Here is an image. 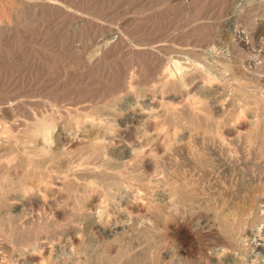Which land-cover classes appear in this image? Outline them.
<instances>
[{
	"label": "rangeland",
	"instance_id": "rangeland-1",
	"mask_svg": "<svg viewBox=\"0 0 264 264\" xmlns=\"http://www.w3.org/2000/svg\"><path fill=\"white\" fill-rule=\"evenodd\" d=\"M67 2L70 10L72 7H75L74 11L81 10L87 19L97 17L99 24L82 21L72 13L63 18L55 10L32 17L24 12L23 16L18 14L23 19L18 16L17 19L14 15L16 29L8 38V43L0 45V102L19 100L13 111L0 112V117L11 126L9 135H13L10 136L13 139L11 146L9 144L0 150V155L6 159L15 152L18 158L14 166H9L13 169L5 164L0 166L3 170H0V179L4 176L2 173H10L11 178L15 172L22 175L26 166V162L22 163L23 159L28 161L27 155L37 157V154H28L34 149L29 138V127L39 117L58 125L56 127L54 124L58 132L54 130L56 135L53 134L51 142L56 159L44 157V160L38 156L36 160L39 158L38 169L41 171L37 178L33 176V179H28L36 191L44 185L42 177L49 179L48 203L33 202L31 205L28 202L20 205L12 212L15 219L11 222L6 218L7 207L0 208V261L4 264H28V261H24V252L35 251L36 248L37 254L32 259H38L35 260L36 264H264V252L255 248V242L248 234L260 226L264 232V215L257 219L258 214L262 215L257 209H260V199L264 197V56L258 55L260 50L264 53V0ZM54 11L59 14H52ZM78 63L82 64L80 68ZM219 101L224 103V109L217 108L216 102ZM190 102L201 106L200 114L189 112ZM255 119L257 121L253 123ZM24 130H27L25 134ZM59 133L64 145L66 138L76 140L74 148L64 150V145H58L54 140H58L56 136ZM122 133H125L124 137ZM5 138L4 135L2 140ZM41 139V136L35 139L40 147ZM94 141L99 147L93 146L94 154H97L96 149L99 151L101 148L109 152H106L107 157L105 151L101 156L102 150L101 154H97L100 158L90 152ZM101 143L108 145L104 147ZM130 143L139 145L144 154L142 158H147L146 164H140L135 157H120L124 153L122 146ZM84 144L86 149L83 148ZM22 156L25 158L22 159ZM51 161H55L54 165L57 166H53ZM67 164L69 168L73 166L71 171ZM76 165L79 170L74 169ZM97 165L100 168H96ZM110 166L115 167V171ZM18 174H14V181H20L22 176L19 175V179L15 177ZM120 174L123 178H119ZM109 176H112L114 183L109 179L104 184V178L108 179ZM117 177L121 180L117 181ZM107 182L119 187L121 184L122 188L112 184L111 193ZM128 184L131 193H126L125 186ZM35 190L31 195H35ZM168 195L172 203L178 201L179 204H175H182L183 213L165 208ZM251 199L256 200L252 203ZM254 213L257 214L255 218ZM99 219L101 228L93 229L91 222ZM202 219L209 220L207 223L210 225L203 226L200 222ZM229 221L231 224L237 221L236 226L245 221L246 226L243 224L244 228L241 227L244 232L240 230L245 239L240 236L242 240L238 241L239 244L234 243L228 235L227 231L235 227ZM116 224H121L116 228L117 232L110 233L108 229ZM75 234L79 238L73 241ZM43 241L52 246L50 250L42 249L40 245ZM238 245L241 247L238 248ZM258 246L264 247L263 239L258 241Z\"/></svg>",
	"mask_w": 264,
	"mask_h": 264
},
{
	"label": "bare ground",
	"instance_id": "bare-ground-1",
	"mask_svg": "<svg viewBox=\"0 0 264 264\" xmlns=\"http://www.w3.org/2000/svg\"><path fill=\"white\" fill-rule=\"evenodd\" d=\"M69 1V0H68ZM71 1V0H70ZM227 1V0H226ZM79 2V1H78ZM0 45L1 44H3V43H8L7 42V40H8V38L11 36V34H13V31L16 29V27L14 26V24H13V17H14V15L16 16V18H17V16H18V14H24V12L25 13H27V14H29V15H31V17L32 16H35V15H37V16H39V14H42L43 15V12H47V13H49V10L50 11H52V10H55V11H58V12H60L62 15H63V18H64V16L65 17H67V16H69V14L71 15V13H72V15H75L76 17H78L80 20H82V21H84V20H89L90 22H92L93 24H96V25H98L99 23V21L97 20L98 18L97 17H94V18H90V19H87V16L85 15V13L84 12H82L81 10H75L74 11V9L73 8H75V7H72L71 8V10H70V8H69V5H68V2H67V0H0ZM76 6V5H75ZM73 9V10H72ZM81 9V8H80ZM93 9V8H92ZM54 11V12H55ZM93 11V10H92ZM45 12V13H46ZM52 13V12H50V13H52V14H56V13H58V12H55V13ZM23 14H22V16H23ZM27 14H26V16H27ZM59 14V13H58ZM56 16V15H55ZM59 16H61V15H59ZM92 16V15H91ZM19 18H21V16H18ZM25 17V16H24ZM62 17V16H61ZM73 17V16H72ZM15 18V19H16ZM60 18V17H59ZM77 18V19H78ZM89 18V17H88ZM97 18V19H96ZM18 19V18H17ZM21 19H23V18H21ZM73 19H74V17H73ZM100 19V18H99ZM20 20V19H19ZM18 20V21H19ZM25 20V19H24ZM27 20H28V18H27ZM26 20V21H27ZM46 20V19H45ZM51 20V19H50ZM65 20V19H64ZM64 20H63V22H64ZM59 21V20H58ZM88 21V22H89ZM123 21V20H122ZM14 22H17L16 20L14 21ZM31 22V21H30ZM57 22V21H56ZM60 22H61V20H60ZM62 22V23H63ZM100 22H102V21H100ZM48 23V22H47ZM65 23V22H64ZM80 23L82 24L83 22H81L80 21ZM92 23H91V25H92ZM16 24V23H15ZM26 24V23H25ZM32 24V23H31ZM58 24H59V22H58ZM68 24V23H67ZM77 24V23H76ZM60 25V24H59ZM85 25V24H84ZM24 26V25H23ZM61 26V25H60ZM62 26H63V24H62ZM61 26V27H62ZM80 26V25H79ZM78 26V27H79ZM44 27V26H43ZM80 27H82V26H80ZM18 28V27H17ZM29 28V27H28ZM42 28V27H41ZM52 29H54V28H52ZM58 29V28H57ZM56 29V30H57ZM82 29V28H81ZM51 30V29H50ZM74 30V29H73ZM111 31L113 30V28L111 27V29H110ZM18 31V30H17ZM32 31V30H31ZM37 32V31H36ZM39 32V31H38ZM62 32V31H61ZM74 32V31H73ZM76 32V31H75ZM15 33V32H14ZM24 33V32H23ZM49 33V32H48ZM198 33V32H197ZM58 34V33H57ZM261 34V33H260ZM18 35V34H17ZM31 35V34H30ZM16 36V35H15ZM51 36V35H50ZM70 36V35H69ZM116 36V35H115ZM13 37V36H12ZM79 37V36H78ZM81 37V36H80ZM117 38H118V36H116ZM116 37H114V38H116ZM16 38H19V37H16ZM37 38V37H36ZM82 38H84V37H82ZM184 38V37H183ZM11 39V38H10ZM118 39H120V38H118ZM190 39V38H189ZM12 40V39H11ZM32 40V39H31ZM36 40V39H35ZM40 40V39H39ZM39 40H38V42H39ZM43 40V39H42ZM64 40V39H63ZM149 40V39H148ZM240 40V39H239ZM10 41V40H9ZM41 41V40H40ZM44 41V40H43ZM82 41H84V40H82ZM96 41V40H95ZM168 41V40H167ZM248 41V40H247ZM42 42V41H41ZM40 42V43H41ZM47 42H48V40H47ZM99 42V41H98ZM113 42V41H112ZM155 42V41H154ZM43 43V42H42ZM65 43V42H64ZM184 43V42H183ZM188 43V42H187ZM11 44V43H10ZM82 44V43H81ZM88 45V44H87ZM18 46V45H17ZM46 46V45H45ZM48 46V45H47ZM46 46V47H47ZM90 46V45H89ZM115 46V45H114ZM182 46V45H181ZM246 46V45H245ZM137 47V46H136ZM14 48V47H13ZM50 48V47H49ZM72 48V47H71ZM146 48V47H145ZM140 49V48H139ZM15 50V49H14ZM69 50V49H68ZM136 50V49H135ZM180 50V49H179ZM4 51V50H3ZM18 51V50H17ZM177 51V50H176ZM264 51V50H263ZM12 52H13V50H12ZM55 52V51H54ZM182 52H184V51H182ZM11 53V52H10ZM132 53V52H131ZM23 54V53H22ZM255 54V53H254ZM253 54V55H254ZM257 54V53H256ZM5 55V54H4ZM10 55V54H9ZM20 55V54H19ZM24 55V54H23ZM258 55H259V57H262V56H264V53H262V51L260 50L259 51V53H258ZM1 56H3V55H1ZM74 56V55H73ZM255 56V55H254ZM6 57H8V56H6ZM5 58V57H4ZM20 58H21V56H20ZM76 58V57H75ZM189 58V57H188ZM208 58V57H207ZM248 58H249V56H248ZM18 59H19V57H18ZM80 59V58H79ZM258 59V58H257ZM262 59V58H261ZM82 60V59H81ZM68 61V60H67ZM77 61V60H76ZM80 62V61H79ZM86 62V61H85ZM257 62V61H256ZM255 62V63H256ZM259 62H261V61H259ZM258 62V63H259ZM263 62V61H262ZM35 63V62H34ZM76 63V62H75ZM83 63V62H82ZM237 63H238V61H237ZM245 63V62H244ZM254 64V63H253ZM257 64V63H256ZM35 65H37V64H35ZM80 65H82V64H80ZM80 65H79V63H78V66H79V68H80ZM259 65H262V64H259ZM258 66V64L256 65V67ZM263 66V65H262ZM241 67V66H240ZM260 67V66H259ZM258 67V68H259ZM35 69V68H34ZM199 69V68H198ZM1 70V69H0ZM191 71V70H190ZM204 71V70H203ZM24 72V71H23ZM56 72V71H55ZM217 72V71H216ZM49 73V72H48ZM81 73V72H80ZM184 74V73H183ZM187 74V73H186ZM161 75V74H160ZM163 75V74H162ZM36 76V75H35ZM59 76V75H58ZM63 76V75H62ZM183 76V75H182ZM188 76V75H187ZM33 77V76H32ZM155 77V76H154ZM185 77V76H184ZM19 78V77H18ZM17 78V79H18ZM164 78V77H163ZM167 78V77H166ZM9 79H12V78H9ZM14 79V78H13ZM181 79H183V77L181 78ZM6 80H8V79H6ZM84 80V79H83ZM209 80V79H208ZM51 81V80H50ZM194 81V80H193ZM203 81V80H202ZM259 81V80H258ZM35 82V81H34ZM40 82V81H39ZM168 82H170V81H168ZM178 82V81H177ZM179 82H180V80H179ZM178 82V83H179ZM208 82V81H207ZM206 82V83H207ZM239 82V81H238ZM260 82V81H259ZM20 83V82H19ZM188 83V82H187ZM241 83V82H240ZM258 83V82H257ZM262 83V82H261ZM264 83V82H263ZM130 84V83H129ZM162 84V83H161ZM181 84V83H180ZM259 84V83H258ZM238 85V84H237ZM247 85V84H246ZM257 85V84H256ZM203 86V85H202ZM240 86V85H239ZM207 87V86H206ZM126 88V87H125ZM156 88V87H155ZM263 88H264V86H263ZM206 90V89H205ZM226 90V89H225ZM112 91H113V89H112ZM118 92V91H117ZM161 92V91H160ZM215 93V92H214ZM223 94V93H222ZM231 94V93H230ZM217 95V94H216ZM263 95V94H262ZM153 96V95H152ZM218 96V95H217ZM114 97V96H113ZM249 97V96H248ZM251 97V96H250ZM221 98V97H220ZM225 98V97H224ZM215 99V98H214ZM223 99V98H222ZM166 100V99H165ZM221 100V99H220ZM227 100V99H226ZM19 101V100H18ZM18 101H16V100H14V99H8L7 101H2L1 100V102H0V112L1 111H13L14 110V108L18 105ZM191 101V100H190ZM222 101V100H221ZM221 101H219V102H216V106H217V108L218 109H224V103H222ZM202 102V101H201ZM204 102V101H203ZM212 102V101H211ZM206 103H208V102H206ZM210 103V102H209ZM227 103V102H226ZM73 104V103H72ZM201 104V103H200ZM210 106V105H209ZM215 106V105H214ZM28 107V106H27ZM188 107V106H187ZM189 107L190 108H188V110H189V112H190V110H191V112L192 113H196L197 115L198 114H200L201 113V106H198V104L196 103V102H190L189 103ZM208 107V106H207ZM210 107H213V105L212 106H210ZM31 108V107H30ZM80 108V107H79ZM229 108V107H228ZM251 108V107H250ZM35 109V108H34ZM61 109V108H60ZM214 109V108H213ZM69 110V109H68ZM257 110V109H256ZM61 111V110H60ZM71 111V110H70ZM74 111V110H73ZM85 111V110H84ZM183 111V110H182ZM36 112V111H35ZM66 112V111H65ZM72 112V111H71ZM174 112V111H173ZM217 112H218V110H217ZM223 112V111H222ZM44 113V112H43ZM73 113V112H72ZM76 113V112H75ZM78 113V112H77ZM182 113V112H181ZM231 113V112H230ZM255 113V112H254ZM6 114V113H5ZM38 114V113H37ZM47 114V113H46ZM65 114V113H64ZM48 115L49 114H47V117H48ZM187 115V114H186ZM18 116V115H17ZM56 116V115H55ZM54 116V117H55ZM67 116V115H66ZM65 116V117H66ZM38 117L39 116H37V119H38ZM42 117H43V115H42ZM62 117V116H61ZM189 117V116H188ZM220 117V116H219ZM16 118V117H15ZM51 118V117H50ZM55 118H58V117H55ZM88 118V117H87ZM221 118V117H220ZM251 118V117H250ZM62 119V118H61ZM73 119V118H72ZM77 119V118H76ZM199 119V118H198ZM202 119V118H201ZM211 119V118H210ZM209 119V120H210ZM257 119V118H256ZM255 119V121H252L253 123L254 122H256L257 120ZM10 120V119H9ZM27 120V119H26ZM25 120V121H26ZM59 120V119H58ZM104 120V119H103ZM175 120V119H174ZM203 120V119H202ZM259 120V119H258ZM15 121V120H14ZM35 120H33V122H34ZM61 121H63V120H61ZM71 121V120H70ZM69 121V122H70ZM157 121V120H156ZM27 122V121H26ZM88 122V121H87ZM203 122V121H202ZM80 122H77V124H79ZM81 123L84 125L85 123H83V121L81 120ZM180 123V122H179ZM13 124H16V123H13ZM32 124V123H31ZM55 123H53L52 121H49V120H47L46 118L45 119H41L40 120V117H39V119L37 120V121H35L34 122V124L32 125V127H29L30 129H29V133H30V137L29 138H31L30 139V142L31 143H33V147H34V149H33V151L31 152H29L27 149V151L29 152L28 154H37L36 156L38 157L39 156V158H44V157H47L48 159H51L52 160V157L53 158H55V156H53L54 154H55V152L51 149V145L53 144H51V142L53 141V139H54V135L53 134H55L56 132L55 131H57V130H55V128L58 126V125H56V127H55V125H54ZM74 124V123H73ZM82 124H80V125H82ZM95 124V123H94ZM124 124V123H123ZM206 124V123H205ZM256 125L255 126H257V123H255ZM22 125V124H21ZM79 125V126H80ZM82 125V126H83ZM98 125V124H97ZM96 125V126H97ZM100 126H101V124H99ZM155 125V124H154ZM157 125V124H156ZM202 125H203V123H202ZM62 126V125H61ZM75 126V124L73 125V127ZM93 126V125H92ZM199 126V125H198ZM210 126V125H209ZM248 126V125H247ZM15 127V126H14ZM67 127V126H66ZM69 127H71L70 126V124H69ZM105 127V126H104ZM145 127V126H144ZM156 127V126H155ZM219 127V126H218ZM243 127V126H242ZM10 128H11V126H9V125H7V121H5L4 120V118H1L0 117V150H2L3 148H5V146L6 147H8L7 145H9L10 143H11V141L13 140L12 139V137H10L11 135H9V132L11 133V130H10ZM25 128H26V126H25ZM59 128V127H58ZM61 128H63V127H61ZM109 128H110V126H109ZM108 128V129H109ZM115 128V127H114ZM132 128V127H131ZM130 128V129H131ZM254 128H256V127H254ZM57 129V128H56ZM77 129H78V126H77ZM80 129H81V127H80ZM91 129V128H90ZM107 129V128H106ZM119 129V128H118ZM155 129V128H154ZM214 129V128H213ZM242 129V128H241ZM245 129V128H244ZM244 129L242 130V131H244ZM23 130V129H22ZM22 130H20L21 131V133H22ZM27 130H28V127H27ZM27 130L25 131L24 130V134L27 132ZM55 130V131H54ZM115 130H116V128H115ZM127 130H128V128H127ZM126 130V131H127ZM145 130H147V129H145ZM156 130V129H155ZM258 130V129H257ZM31 131V132H30ZM121 131V130H120ZM19 132V131H18ZM58 132V131H57ZM116 132H117V130H116ZM220 132V131H219ZM237 132V131H236ZM255 132V131H254ZM86 133H88V131L86 132ZM91 133V132H90ZM125 133H127V132H125ZM124 133V134H125ZM220 133H222V132H220ZM6 134H7V136H6ZM20 134V133H19ZM121 134V133H120ZM124 134L122 133V136L124 137ZM140 134V133H139ZM164 134V133H163ZM229 134V133H228ZM4 135H5V137L7 138H5V139H3L2 140V137L4 138ZM56 135V134H55ZM89 135V134H88ZM116 135H118V133L116 134ZM128 135H129V133H128ZM127 135V136H128ZM151 135V134H150ZM172 135V134H171ZM249 135V134H248ZM13 136V135H12ZM20 136H21V134H20ZM39 136H41L42 137V146L40 147V144H39V142L38 141H36V140H38V138H39ZM62 135H60V133L56 136L57 137V139L58 140H54V141H57V144L58 145H60V144H62V145H64L63 143H64V141H63V143L61 142V140H63V139H61L60 140V138H62L61 137ZM64 136V135H63ZM70 136V135H69ZM100 136H102V135H100ZM108 136H110V135H108ZM111 136H112V134H111ZM121 136V135H120ZM119 136V137H120ZM126 136V135H125ZM139 136V135H138ZM246 136V135H245ZM56 137H55V139H56ZM116 137H118V136H116ZM202 137H204V136H202ZM251 137V136H250ZM63 138H65V137H63ZM98 138V137H97ZM113 138V137H112ZM133 138V137H132ZM136 138V136L134 137V139ZM139 139H141V137H138ZM137 138V139H138ZM21 139H23V138H21ZM20 139V140H21ZM27 139V138H26ZM36 139V140H35ZM67 139V138H66ZM64 139L65 140V147H63V149L64 150H70V148L72 149V148H74L73 147V145L75 144L74 143V141H76V140H72V138L71 139ZM78 139V138H77ZM84 139V138H83ZM101 139V138H100ZM106 139V138H105ZM118 139V138H117ZM247 139H249L248 138V136H247ZM251 139V138H250ZM264 139V138H263ZM28 140V139H27ZM35 140V141H34ZM80 140H81V138H80ZM104 140V139H103ZM120 140V139H119ZM203 140V139H202ZM209 140V139H208ZM207 140V141H208ZM29 141V140H28ZM66 141H67V143H66ZM102 141V140H101ZM223 141V140H222ZM251 140H249V142H250ZM61 142V143H60ZM81 142H82V140H81ZM103 142V141H102ZM107 142V141H106ZM131 142V141H130ZM137 142V141H136ZM143 142V141H142ZM26 143H27V141H26ZM78 143V142H77ZM80 143V142H79ZM82 143H84V142H82ZM104 143V142H103ZM108 143V142H107ZM106 143V145H108ZM141 142H139V144H140ZM210 143V142H209ZM214 143H215V141H214ZM247 143V142H246ZM30 144V143H29ZM38 144H39V147H38ZM56 144V145H57ZM91 144V143H90ZM105 144V143H104ZM104 144H102L101 143V145H104ZM131 144V143H130ZM130 144H128V145H123L122 146V148H121V150L124 152L123 153V155L122 156H120L121 158L123 157H135V158H137V159H139L137 162H139L140 164H146V160H147V158L145 159V158H142V156H144V154H142V150L140 149V147H139V145L137 144V146L139 147H137V146H135V145H130ZM143 144V143H142ZM156 144V143H155ZM170 144V143H169ZM253 144V143H252ZM255 144V143H254ZM27 145V144H26ZM78 144H76V146H77ZM87 145H89L88 143H87ZM96 146V144H95V141H94V143H92V147H91V149H90V152H93V155H96V156H98L99 157V155H97L98 153H100V151L102 150L103 151V149H101L100 148V150L98 151L96 148L98 147V146H96V148H94V150L97 152V154H94V151H92L93 150V146ZM97 145H99V144H97ZM101 145H100V147H101ZM106 145H104V147H107ZM141 145V144H140ZM160 145V144H159ZM221 145H223V144H221ZM251 145V144H250ZM10 146H11V144H10ZM14 146H15V144L13 145V147L12 148H14ZM21 146H22V144H21ZM75 146V145H74ZM78 146H80V145H78ZM111 146V145H110ZM109 146V147H110ZM142 146H145V145H142ZM152 146V145H151ZM210 146V145H209ZM208 146V147H209ZM218 146V145H217ZM252 146H254V145H252ZM258 147H259V145H257ZM18 147V146H17ZM53 147V146H52ZM81 147V146H80ZM261 148L263 147L262 145L260 146ZM19 148V147H18ZM23 148V147H22ZM31 148V147H30ZM55 148V147H54ZM61 148V147H60ZM83 148H85V144H84V147ZM87 148V147H86ZM85 148V149H86ZM89 148V147H88ZM99 148V147H98ZM103 148V147H102ZM142 148V147H141ZM212 148V147H211ZM219 148V147H218ZM221 148H223V147H221ZM221 148H220V150H221ZM241 148H242V146H241ZM260 148V149H261ZM29 149V148H28ZM32 149V148H31ZM30 149V150H31ZM56 149V148H55ZM79 149V148H78ZM107 149V148H106ZM140 149V150H139ZM144 149V148H143ZM208 149V148H207ZM264 149V148H263ZM6 150V149H5ZM9 150V149H8ZM16 150H17V148H16ZM23 150H25L24 148H23ZM58 150V149H57ZM61 150V149H60ZM108 150H110V149H108ZM149 150V149H148ZM213 150V149H212ZM219 150V151H220ZM223 150V149H222ZM7 151V150H6ZM26 151V152H27ZM75 151V150H74ZM105 151V150H104ZM104 151H103V153L101 154V156L103 155L104 156ZM113 151V150H112ZM118 151V150H117ZM211 151V150H210ZM213 151H215V150H213ZM217 151V150H216ZM261 151V150H260ZM11 152V151H10ZM21 152H22V150H21ZM23 152H25V151H23ZM22 152V153H23ZM73 152V151H72ZM106 152H108V151H105V156H106ZM207 152V151H206ZM15 153V152H14ZM14 153H12V154H10V156H8V157H6V159L4 160L3 159V157H2V161H4V163L0 160V166L2 167V164H5L8 168H10L12 165H13V163H14V161L16 160L17 161V155H14ZM54 153V154H53ZM79 153V152H78ZM159 153V152H158ZM211 153H212V151H211ZM218 153V152H217ZM9 154V153H8ZM18 154V153H17ZM20 154V153H19ZM24 154V153H23ZM41 154H43L41 157H40V155ZM59 154V153H58ZM108 154H109V152H108ZM198 154V153H197ZM24 155H26V154H24ZM23 155V156H24ZM72 155H73V153H72ZM92 155V154H91ZM20 157H21V154L19 155ZM18 156V157H19ZM22 156V159L23 158H25V157H23ZM102 156V157H103ZM149 156V155H148ZM0 157V158H1ZM27 157V160L28 161H26V158L25 159H23L24 160V162H22V163H25L26 162V166H25V171L23 172V173H21L22 175H20V174H18V176H15V177H19V175H20V181L18 180V181H14V174L15 175H17L16 174V172L14 173V174H12L13 175V177L11 178V177H9V174L7 175H5V173H2V175L4 174V176H2V178L0 179V208L1 207H7V210H8V212H7V216H6V218L11 222V221H13L14 219H15V216L14 215H12V212L14 211V210H16L17 208H19V206L21 205H25V204H27L28 202H29V204H31V203H33V202H42V203H48V196H50V194L48 195V182H49V179H47V177H42V182L44 183V185H43V189L41 188V189H37L38 191H36L35 189H34V187L32 186V184L29 182V180L28 179H30L31 177H32V179H33V176H36V178H37V175H38V173H39V171H41L40 169H38V167H39V163H40V161H38L39 160V158H38V160H36V158H35V156H31V155H27L26 156ZM50 157V158H49ZM95 157V156H94ZM101 157V158H102ZM107 157V156H106ZM127 157V158H128ZM158 157V156H157ZM17 158V159H16ZM33 158V159H32ZM65 158V157H64ZM93 158V157H92ZM100 158V157H99ZM221 158H222V154H221ZM56 159V158H55ZM83 159V158H82ZM105 159H107V158H105ZM125 159V158H124ZM224 159V158H223ZM21 160V159H20ZM44 160H45V158H44ZM54 160V159H53ZM93 160H94V158H93ZM100 160V163L102 162L101 161V159H99ZM134 160V159H133ZM176 160V159H175ZM253 160V159H252ZM56 162H58L57 160H55ZM55 161H51V163L53 164V166H55L54 165V163H55ZM68 161V160H67ZM85 161V160H84ZM104 161V160H103ZM123 161V160H122ZM21 162V161H20ZM87 162V161H86ZM94 162V161H93ZM117 162V161H116ZM124 162V161H123ZM129 162H132V161H130L129 160ZM135 163H136V161H134ZM149 162V161H148ZM257 162V161H256ZM17 163V162H16ZM22 163H20V166L22 165ZM63 163V162H62ZM66 163H69V162H66ZM103 163H105V162H103ZM107 163V162H106ZM206 163V162H205ZM230 163H232V162H230ZM251 163H252V161H251ZM43 164V163H42ZM69 164H71V163H69ZM84 164V163H83ZM93 164V163H92ZM97 164V163H96ZM125 164V163H124ZM130 164V163H129ZM137 164V163H136ZM149 164V163H148ZM23 165H25V164H23ZM46 166H48V164H45ZM68 165V164H67ZM94 165V164H93ZM113 165V164H112ZM126 165H128L127 164V160H126ZM141 165V166H142ZM193 165V164H192ZM10 166V167H9ZM14 166V165H13ZM51 166V165H50ZM49 166V167H50ZM57 166V165H56ZM63 166V165H62ZM77 166V165H76ZM90 166V165H89ZM98 166V165H97ZM96 166V168H100L99 166L97 167ZM137 166V165H136ZM136 166H134V167H136ZM145 166V165H144ZM143 166V167H144ZM226 166V165H225ZM5 167V166H4ZM21 167H23V166H21ZM49 167H48V169H49ZM61 167V166H60ZM73 167V166H72ZM71 167V168H72ZM92 167V166H91ZM106 167V166H105ZM112 166H110V168H111ZM131 167V166H130ZM152 167V166H151ZM150 167V168H151ZM228 167V166H227ZM6 168V167H5ZM14 168V167H13ZM13 168H10V169H13ZM17 168V167H16ZM55 168V167H54ZM58 168V167H57ZM56 168V169H57ZM71 168H69V165H68V170H70ZM86 168V167H85ZM85 168L83 169L84 171H85ZM96 168H94V169H96ZM108 168V167H107ZM106 168V169H107ZM113 168V167H112ZM138 168H140V167H138ZM196 168V167H195ZM3 169V168H2ZM18 169V168H17ZM47 169V170H48ZM53 168H51L50 170H52ZM55 169V170H56ZM61 169V168H60ZM60 169H58V171L60 170ZM74 169H78V166H77V168L75 167ZM73 169V171L75 172V170ZM93 169V170H94ZM105 169V170H106ZM117 169V168H116ZM144 169H146V167L144 168ZM0 170H1V168H0ZM21 170H22V168H21ZM72 170V169H71ZM70 170V171H71ZM79 170V169H78ZM78 170H76V171H78ZM87 170V169H86ZM92 170V171H93ZM108 170V169H107ZM113 170L115 171V167L113 168ZM113 170L111 171V170H109V172L111 171V172H113ZM118 170V171H117ZM116 171H117V173L119 172L120 173V170L119 169H117ZM133 170V169H132ZM1 171H3V170H1ZM13 171V170H12ZM83 171V172H84ZM95 171V170H94ZM97 171V170H96ZM99 171V170H98ZM100 171H102V168L100 169ZM124 171V170H123ZM122 171V172H123ZM126 171V170H125ZM128 171V170H127ZM139 171V170H138ZM147 171V170H146ZM5 172V171H4ZM60 172V171H59ZM65 172V171H64ZM82 172V173H83ZM105 172V174H106V171H104ZM142 172H143V170H142ZM148 172V171H147ZM7 173V172H6ZM42 173L44 174V172L42 171ZM69 173L70 172H68L67 173V175L68 176H70L69 175ZM81 173V174H82ZM86 173H88V172H86ZM85 173V174H86ZM97 174H98V172H96ZM115 173V172H114ZM126 173V172H125ZM154 173V172H153ZM185 173V172H184ZM214 173V172H213ZM42 174V175H43ZM64 174V173H63ZM66 174V173H65ZM71 174V173H70ZM75 174V173H74ZM91 174V173H90ZM122 174V173H121ZM121 174L119 175L120 177L119 178H123V177H121ZM124 174V173H123ZM128 174V173H127ZM131 174V173H130ZM138 174V173H137ZM141 174V173H140ZM49 175H50V173H49ZM100 175V174H99ZM99 175H97V176H99ZM110 175V174H109ZM116 175V174H115ZM114 175V176H115ZM125 175V174H124ZM48 176V175H47ZM51 176H52V174H51ZM118 176V175H117ZM125 176H127V175H125ZM185 176V175H184ZM112 177V176H111ZM110 176H109V178L108 179H105L104 178V181H103V183L105 184V180L106 181H108L109 179H112ZM134 177V176H133ZM139 177V176H138ZM149 177V176H148ZM16 178V179H17ZM65 178V177H64ZM118 177L116 178V179H118L117 181H119V180H121V179H119ZM185 178V177H184ZM260 178V177H259ZM19 179V178H18ZM68 179H69V177H68ZM67 178H66V180H68ZM86 179V178H85ZM137 179V178H136ZM212 179V178H211ZM62 180H63V177H62ZM65 180V179H64ZM63 180V181H64ZM74 180V179H73ZM113 180V179H112ZM112 180H110V181H112ZM148 180V179H147ZM146 180V181H147ZM38 181L40 182V180L38 179ZM59 181V180H58ZM109 181V182H110ZM116 181V180H115ZM127 181V180H126ZM35 182V181H34ZM33 182V183H34ZM51 182H52V180H51ZM113 183H114V180L112 181ZM111 182V185L113 184ZM124 182H125V180H124ZM132 182H134V181H132ZM168 182H170V181H168ZM176 182V181H175ZM36 183V182H35ZM62 183H64V182H62ZM116 183V182H115ZM121 183V182H120ZM119 182H118V184H120ZM128 183V182H127ZM227 183V182H226ZM39 184V183H38ZM53 184V183H52ZM74 184H75V181H74ZM77 184H78V182H77ZM84 184H85V182H84ZM103 184V187L104 186H106V185H104ZM107 184L108 185H110L108 182H107ZM122 184H123V182H122ZM110 185V187L109 188H111L112 186ZM117 186V187H119V185H117V184H113V186ZM136 185V184H135ZM148 185V184H147ZM171 185V184H170ZM180 185V184H179ZM225 185V184H224ZM49 186H51V185H49ZM77 186V185H76ZM79 186H80V183H79ZM101 186H102V184H101ZM122 185L120 184V187H121ZM129 184L128 185H126L125 187H126V193L127 192H130V189H129ZM157 186V185H156ZM53 187H55V186H53ZM56 187H58V185H56ZM119 187V188H120ZM124 187V186H123ZM183 187H184V185H183ZM192 187V186H191ZM85 188V187H84ZM87 188V187H86ZM108 188V189H109ZM118 188V189H119ZM122 188V187H121ZM120 188V189H121ZM145 188H146V186H145ZM144 188V189H145ZM103 189V188H102ZM106 189V187H104V190ZM114 189H117V188H114ZM117 189V190H118ZM119 189V190H120ZM148 189V188H147ZM171 189V188H170ZM175 189V188H174ZM203 189H204V187H203ZM33 190H35V195L33 196V195H31V193H32V191ZM54 190V189H53ZM65 190V189H64ZM110 190V192L112 193V188L111 189H109ZM116 190V191H117ZM118 190V191H119ZM178 190V189H177ZM106 191H107V189H106ZM106 191H105V193H106ZM114 191V190H113ZM186 191H189V190H186ZM206 191V190H205ZM258 191V190H257ZM69 192V191H68ZM81 192V191H80ZM109 192V194H111ZM139 192V191H138ZM175 192V191H174ZM193 192H195V191H193ZM197 192V191H196ZM261 192V191H260ZM49 193H51L50 192V189H49ZM52 193H53V191H52ZM70 193V192H69ZM125 193V192H124ZM131 193V192H130ZM157 193V192H156ZM163 193V192H162ZM176 193V192H175ZM187 193H189V192H187ZM192 193V192H191ZM203 193V192H202ZM212 193V192H211ZM54 194V193H53ZM86 194V193H85ZM101 194V193H100ZM107 194H108V191H107ZM254 194V193H253ZM48 195V196H47ZM79 195V194H78ZM132 195V194H131ZM144 195V194H143ZM174 195V194H173ZM176 195V194H175ZM218 195V194H217ZM53 196V195H52ZM121 196V195H120ZM167 196V195H166ZM169 196V195H168ZM179 196V195H178ZM182 196V195H181ZM185 196V195H184ZM71 197V196H70ZM82 197V196H81ZM101 197V196H100ZM106 197V196H105ZM116 197V196H115ZM122 197V196H121ZM124 197V196H123ZM125 197H126V195H125ZM173 197V196H172ZM143 198V197H142ZM166 198V197H165ZM169 198H170V196L169 197H167L166 199H168V201L166 202V209H170V210H172L173 212H175V213H183L182 211H181V205H178L179 203H178V201L176 202L175 200V203H178V204H175V203H172V201H170L171 200V198H170V200H169ZM180 198V197H179ZM190 198H193V196H190ZM200 198V197H199ZM253 198V197H252ZM255 198V197H254ZM257 198V197H256ZM116 199V198H115ZM151 199V198H150ZM160 199V198H159ZM174 199V198H173ZM177 199V198H176ZM189 199V198H188ZM187 199V200H188ZM124 200H126V199H124ZM144 200V199H143ZM142 200V201H143ZM252 200V199H251ZM255 200L256 199H253L252 200V203H254L255 202ZM99 201V200H98ZM110 201V200H109ZM128 201V200H127ZM134 201V200H133ZM132 201V202H133ZM193 201V199H191V202ZM213 201V200H212ZM218 201V200H217ZM74 202V201H73ZM184 202V201H183ZM144 203V202H143ZM142 203V204H143ZM189 205H190V202H187ZM193 203V202H192ZM196 203V202H195ZM134 204V203H133ZM136 204V203H135ZM194 204V203H193ZM32 205V204H31ZM30 205V206H31ZM50 205V204H49ZM58 205V204H57ZM89 205V204H88ZM139 205V204H138ZM144 205V204H143ZM148 205V204H147ZM165 205V204H164ZM192 205V204H191ZM259 207H260V209H257L258 211H260V212H258V213H261L262 215H259L258 214V216H257V219H258V217L260 218H262L263 217V215H264V197H262V199H260V203H259ZM119 206V205H118ZM142 206V205H141ZM150 206H152V205H150ZM185 206V205H184ZM187 206V205H186ZM197 206H198V204H197ZM257 206L258 205H256V208H257ZM9 207V208H8ZM32 207V206H31ZM34 207H36V206H34ZM39 207V206H38ZM48 207V206H47ZM57 207V206H56ZM110 207V206H109ZM121 207V206H120ZM157 207V206H156ZM255 207V206H254ZM27 208V207H26ZM46 208V207H45ZM93 208H94V206H93ZM132 208V207H131ZM138 208H140V207H138ZM153 208V207H152ZM188 208H189V206H188ZM193 208V210L195 209V207H192ZM252 208H253V205H252ZM6 209V208H5ZM54 209V208H53ZM149 209V208H148ZM151 209V208H150ZM159 209V208H158ZM185 209H187L186 207H185ZM218 209V208H217ZM239 209V208H238ZM107 210V209H106ZM112 210V209H111ZM120 210V209H119ZM125 210V209H124ZM240 210V209H239ZM255 210V209H254ZM79 211V210H78ZM81 211V210H80ZM79 211V212H80ZM133 211V210H132ZM145 211H147V210H145ZM162 211V210H161ZM189 211V210H188ZM190 211H192V209L190 208ZM195 211V210H194ZM193 211V212H194ZM197 211V210H196ZM195 211V212H196ZM256 211V210H255ZM120 212V211H119ZM137 212H139V211H137ZM143 212V211H142ZM142 212H140V213H142ZM152 212V211H151ZM24 213H25V211H24ZM53 213V212H52ZM192 213V212H191ZM16 214V213H15ZM65 214V213H64ZM69 214H71V213H69ZM75 214V213H74ZM73 214V215H74ZM81 214H84V213H81ZM132 214H133V212H132ZM168 214V213H167ZM186 214H188V212H187V210H186ZM247 214V213H246ZM255 214V213H254ZM3 215V214H2ZM37 215V214H36ZM102 215V214H101ZM135 215V214H134ZM142 215V214H141ZM183 215V214H182ZM240 215H242V214H240ZM256 215L257 214H255V216H254V218L256 217ZM1 216V215H0ZM4 216V215H3ZM2 216V217H3ZM31 216V215H30ZM85 216V215H84ZM93 216V215H92ZM100 216V215H99ZM98 216V217H99ZM160 216H162V214L160 215ZM184 216V215H183ZM217 216V215H216ZM247 216V215H246ZM41 217V216H40ZM133 217V216H132ZM131 217V218H132ZM143 217H145V216H143ZM219 217V216H218ZM226 217V216H225ZM240 217H242V219H243V216H240ZM4 218V217H3ZM2 218V219H3ZM54 218V217H53ZM73 218V217H72ZM105 218V217H104ZM150 218H151V216H150ZM203 218V217H202ZM226 218H228V217H226ZM230 218V217H229ZM247 218V217H246ZM1 219V221H3ZM24 219V218H23ZM30 219V218H29ZM28 219V220H29ZM43 219H45V218H43ZM80 219V218H79ZM98 219V218H97ZM96 219V220H97ZM102 220H103V218H101ZM109 219V218H108ZM126 219V218H125ZM124 218H123V220H125ZM204 219V218H203ZM202 219V221H200L201 222V224L203 225V226H206L207 224H209V223H207V221H209V220H203ZM18 220H21V219H18ZM36 220V219H35ZM49 220V219H48ZM76 220V219H75ZM122 220V221H123ZM127 220V219H126ZM131 220V219H130ZM224 220H226V219H224ZM244 220H245V217H244ZM253 220V219H252ZM259 220V219H258ZM39 221V220H38ZM50 221V220H49ZM85 221V220H84ZM134 221V220H133ZM135 221H136V219H135ZM138 221H140V220H138ZM137 221V222H138ZM141 221H144V222H146L145 220H143V219H141ZM199 221V220H198ZM217 221V220H216ZM228 221V220H227ZM246 221V223H247V220H245ZM245 221H241L242 223L241 224H239V225H237L236 226V223H237V221L236 222H233V223H235V224H231L232 222H230L229 221V224H231V225H235V227L233 228L232 227V229H230V230H228L227 232H228V235H230V239L234 242V243H237V244H239L238 243V241L241 239L242 240V238H244L245 239V237H243V236H241V233L242 232H244V231H242L243 229H241V227H243L242 225L244 224L245 225ZM254 221H256V219L254 220ZM46 222V221H45ZM103 222V221H102ZM238 222H240V220L238 219ZM4 223V222H3ZM106 223V222H105ZM228 223V222H227ZM30 224V223H29ZM28 224V225H29ZM142 224V223H141ZM185 224H186V222H185ZM198 224V223H197ZM200 224V223H199ZM200 224V225H201ZM217 224V223H216ZM220 224V223H219ZM229 224H228V226H229ZM251 224V223H250ZM255 224V223H254ZM24 225V224H23ZM79 225V224H78ZM112 225V224H111ZM121 224H116V225H114V226H112L110 229H108L109 231H110V233H112L113 231H115L116 230V228H118L119 226H120ZM123 225H125L124 223H123ZM133 225V224H132ZM150 225V224H149ZM154 225H155V223H154ZM153 225V226H154ZM160 225V224H159ZM210 225V224H209ZM33 226V225H32ZM37 226V225H36ZM41 226V225H40ZM88 226V225H87ZM90 226L94 229V228H96V229H98V228H101V222H100V219L98 220V221H92L91 222V224H90ZM89 226V227H90ZM138 226V225H137ZM152 226V225H151ZM218 226V225H217ZM246 226V225H245ZM1 227V226H0ZM4 227V226H3ZM17 227V226H16ZM25 227V226H24ZM81 227V226H80ZM123 227V226H122ZM135 227H136V225H135ZM160 228H161V226H159ZM20 228V227H19ZM46 228V227H45ZM66 228V227H65ZM73 228V227H72ZM202 228V227H201ZM244 228V227H243ZM250 228V227H249ZM38 229V228H37ZM71 229V228H70ZM74 229V228H73ZM246 229V228H245ZM250 229H253V227L252 228H250ZM3 230V229H2ZM1 230V231H2ZM76 230V229H75ZM153 230V229H152ZM158 230V229H157ZM242 232H241V231ZM34 231V230H33ZM41 231V230H40ZM45 231V230H44ZM69 231V230H68ZM89 231V230H88ZM138 231V230H137ZM264 231V230H263ZM8 232V231H7ZM55 232V231H54ZM102 232V231H101ZM115 232H117V231H115ZM248 232V231H247ZM250 233H248L250 236H252V237H250L249 235H247L246 237H250L251 239H253L254 240V242H255V248L256 249H258V250H261L262 252H264V247H259L258 246V241L260 240V239H263L264 240V236H263V233L264 232H262V228H261V226L260 227H258V229L256 228V231H252V230H250L249 231ZM38 233V232H37ZM72 233V232H71ZM75 233H77V232H75ZM81 233V232H80ZM95 233V232H94ZM120 234V233H119ZM118 234V235H119ZM122 234V233H121ZM146 234V233H145ZM27 235V234H26ZM30 235V234H29ZM33 235V234H32ZM39 235V234H38ZM50 235V234H49ZM63 235V234H62ZM71 234H69V236H70ZM136 235V234H135ZM28 236V235H27ZM40 236V235H39ZM146 236H148V235H146ZM221 236V235H220ZM242 238H241V237ZM12 237V236H11ZM50 237V236H49ZM66 237V236H65ZM71 238H72V236H70ZM218 237V236H217ZM227 237V236H226ZM32 238V237H31ZM52 238V237H51ZM57 238V237H56ZM79 238V236L78 235H74L73 236V241L74 240H77ZM38 239H40V238H38ZM101 239V238H100ZM113 239V238H112ZM230 239H229V241H230ZM249 239V238H248ZM31 240V239H30ZM64 240V239H63ZM18 241V240H17ZM33 241V240H32ZM35 241V240H34ZM58 241V240H57ZM69 241V240H68ZM70 241H71V239H70ZM72 241V242H73ZM80 241V240H79ZM40 242V241H39ZM48 242V241H47ZM50 242V241H49ZM52 242V241H51ZM55 242V241H54ZM36 243V242H35ZM57 243V242H56ZM65 243V242H64ZM67 243H70V242H67ZM128 243V242H127ZM222 243V242H221ZM230 243H231V241H230ZM21 244V243H20ZM23 244V243H22ZM121 244V243H120ZM236 244V245H237ZM252 244V243H251ZM9 245V244H8ZM38 245V244H37ZM36 245V246H37ZM53 245V244H52ZM67 245V244H66ZM75 245V244H74ZM77 245V244H76ZM119 245V244H118ZM134 245V244H133ZM139 245V244H138ZM231 245V244H230ZM28 246H29V244H28ZM33 246V245H32ZM41 247H42V249L43 250H50L51 248L50 247H52V246H48V244L47 243H45V241H43L42 243H41V245H40ZM69 246V245H68ZM141 246V245H140ZM232 246H233V244H232ZM231 246V247H232ZM254 246V245H253ZM12 247V246H11ZM22 247V246H21ZM24 247V246H23ZM64 247V246H63ZM134 247V246H133ZM204 247V246H203ZM218 247V246H217ZM238 248L239 247H241V246H237ZM39 248V247H38ZM67 248V247H66ZM71 248V247H70ZM28 249V248H27ZM72 249V248H71ZM71 249H68V250H71ZM97 249V248H96ZM123 249V248H122ZM168 249V248H167ZM241 249V248H240ZM35 251H33L32 249L31 250H26L25 252H24V255H23V258H25V260L24 261H28L30 264H36L35 263V260L37 259H35L34 261L32 260V259H34V257L36 256V254H37V252H36V248L34 249ZM37 250H39V249H37ZM59 250V249H58ZM62 250H64V249H62ZM82 250V249H81ZM109 250V249H108ZM118 250H119V246H118ZM137 250H138V248H137ZM212 250V249H211ZM224 250V249H223ZM254 250V249H253ZM23 251H24V249H23ZM73 251V250H72ZM110 251V250H109ZM132 251V250H131ZM143 251V250H142ZM242 251V250H241ZM1 252V251H0ZM39 252V251H38ZM51 252V251H50ZM66 252V251H65ZM119 252V251H118ZM5 253V252H4ZM135 253V252H134ZM130 254V253H129ZM136 254V253H135ZM161 254V253H160ZM8 255V254H7ZM70 255V254H69ZM21 256H22V254H21ZM20 256V257H21ZM39 256V255H38ZM49 256H51V255H49ZM62 256V255H61ZM106 256V255H105ZM129 256V255H128ZM131 256V255H130ZM150 256V255H149ZM58 257V256H57ZM74 257V256H73ZM99 257V256H98ZM120 257V256H119ZM250 257V256H249ZM22 258V257H21ZM53 258V257H52ZM64 258V257H63ZM60 259H62V257L60 258ZM118 259V258H117ZM13 260V259H12ZM38 260V259H37ZM76 260V259H75ZM121 260V259H120ZM10 261V260H9ZM15 261H16V259H15ZM18 261V260H17ZM40 261V260H39ZM168 261V260H167ZM1 263L0 264H4V263H2V261H0ZM4 262V261H3ZM37 262V261H36ZM51 262V261H50ZM61 262V261H60ZM65 262V261H64ZM28 263V264H29ZM42 263V262H41ZM52 263V262H51ZM58 263V262H57ZM62 263V262H61ZM69 263V262H68ZM14 264V263H13ZM22 264V263H21ZM25 264V263H24ZM67 264V263H66ZM73 264V263H72ZM164 264H165V262H164Z\"/></svg>",
	"mask_w": 264,
	"mask_h": 264
}]
</instances>
